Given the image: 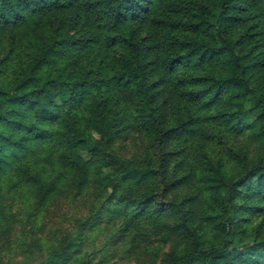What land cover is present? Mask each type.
<instances>
[{
  "label": "trees",
  "instance_id": "16d2710c",
  "mask_svg": "<svg viewBox=\"0 0 264 264\" xmlns=\"http://www.w3.org/2000/svg\"><path fill=\"white\" fill-rule=\"evenodd\" d=\"M252 1L0 0V34L11 39L13 48L33 42L37 32L49 35L41 46L50 43L26 68H11V88L0 89V188L11 180L12 187L23 193L50 194L73 186L79 178V187L94 186L115 195L126 183L153 178V170L117 165L118 157L108 153L111 147L99 146L105 139L111 141L113 130L119 140H136V132L144 137L143 130L154 132L152 142L162 153L165 178H169L172 162H177L175 175H179L193 161L192 147L208 123L233 132L249 128L256 138L262 137L259 117L252 115L263 107L262 100L252 92L251 68L235 53L237 44L228 35L230 25L241 19L240 12L248 10ZM255 1L264 6V0ZM57 20L61 25L57 24L59 33L52 40ZM68 24L82 36L61 34ZM96 51L100 52L94 61L100 62V78L83 77L78 65L68 73L66 65L72 56L80 58ZM12 54L9 52L8 60ZM101 54L104 58L99 60ZM220 59L228 69L215 78L209 69ZM111 98L125 113L121 129L113 124ZM229 99L235 101L230 112H209ZM131 104L136 110L127 117ZM172 109L176 113L169 125ZM185 110L192 111L191 116ZM204 111L205 116L200 113ZM173 146L177 150L171 151ZM85 155H90L88 160ZM193 171L181 174L172 187L189 192L185 203L192 219L194 215L201 221L202 215L218 219V226L227 229L226 237L214 248L196 244L168 264L236 263L238 258L264 264V246L243 252L232 248L240 217L235 198L252 195L264 199V162L239 186L228 190L222 214H199L209 204L190 182ZM191 190L196 192L190 194ZM124 201L136 204L127 199L118 203ZM200 225L196 230L202 233L204 224Z\"/></svg>",
  "mask_w": 264,
  "mask_h": 264
},
{
  "label": "rangeland",
  "instance_id": "374dc122",
  "mask_svg": "<svg viewBox=\"0 0 264 264\" xmlns=\"http://www.w3.org/2000/svg\"><path fill=\"white\" fill-rule=\"evenodd\" d=\"M250 4L248 10L240 12L241 19L230 25L228 35L232 44H237L235 53L246 59L251 68L252 92L260 96L263 106L252 115L259 117L258 126L263 131L264 6L255 0ZM57 24L61 25V21L53 23L52 40H56L59 33ZM72 33L82 36L80 30H74L70 24L61 34ZM192 37L197 38L195 35ZM48 38L49 35L37 32L33 42L30 40L24 47L13 48L11 39L0 34V89L11 88V68H26L31 60L45 53L50 43L41 46L40 42ZM217 42L222 44L220 40ZM9 52H13L12 60H8ZM98 53L96 51L94 55L80 58L72 56L66 65L68 73L78 65L82 68L80 74L83 77L100 78V62H94ZM100 57L99 60L104 58L102 54ZM225 68L228 69L220 59L209 72L217 78L218 72L224 73ZM234 102L232 99L225 100L209 112L228 113L233 110ZM109 104L113 124L119 126L116 129L125 127L124 110L115 105L114 98L109 100ZM135 110V105L131 104L127 117ZM175 113L174 109L170 110L169 125L174 123ZM200 113L203 116L208 114L206 111ZM184 114L191 116L192 111L185 110ZM208 125L199 142L192 147L190 156L193 161H188L189 164L179 175H175L177 162H172L169 178L163 175L166 166H163L162 153L152 142L156 137L154 132L143 130L144 137L136 132V140L131 137L119 140L117 131L113 130L108 138L111 141L106 142L105 139L99 146L111 147L108 153L118 157L116 164L122 163L139 170L150 169L155 173L147 182L126 183L115 195L111 191L96 190L94 186L79 187L76 185L79 178L73 186L36 195L15 189L11 180L5 182L0 188V264H168L172 258L196 244L203 248L222 244L227 229L218 226V219L210 220L203 215V221L197 215L192 219L185 203L189 192L172 186L178 178H182L181 174L193 169L190 182L195 184L202 199L209 204L199 214L224 213L226 205L223 203L228 197V190L239 186L256 165L264 162V135L256 138L249 128L233 132L226 126ZM149 134H152V139ZM100 138L97 134V139ZM173 150H177L175 146L171 147ZM89 157L85 155V159ZM191 191L190 194L196 192ZM124 199L136 204L118 203ZM235 202L239 206L240 217L237 218V238L232 248L243 252L252 246H264V199L245 195L236 197ZM201 222L204 232L199 233L201 231L196 229L202 226ZM219 264L258 263L238 258L236 263L223 260Z\"/></svg>",
  "mask_w": 264,
  "mask_h": 264
}]
</instances>
